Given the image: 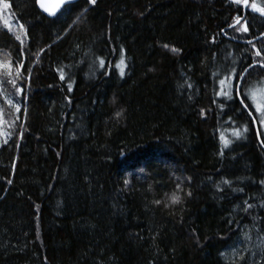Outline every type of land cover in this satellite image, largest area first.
I'll list each match as a JSON object with an SVG mask.
<instances>
[{
    "label": "trees",
    "instance_id": "16d2710c",
    "mask_svg": "<svg viewBox=\"0 0 264 264\" xmlns=\"http://www.w3.org/2000/svg\"><path fill=\"white\" fill-rule=\"evenodd\" d=\"M0 2L24 25L17 40L0 17V61H24L26 97H11L15 112L0 83V264H247L228 252L241 231L264 264V135L233 137L244 118L214 95L260 59L264 17L247 9L237 32L232 0H77L55 16L37 0ZM177 183L181 204L153 203Z\"/></svg>",
    "mask_w": 264,
    "mask_h": 264
},
{
    "label": "snow or ice",
    "instance_id": "6c2138e0",
    "mask_svg": "<svg viewBox=\"0 0 264 264\" xmlns=\"http://www.w3.org/2000/svg\"><path fill=\"white\" fill-rule=\"evenodd\" d=\"M87 4L94 5L96 3V0H86ZM235 4H241L243 3L246 6H250L253 12L259 13L261 17H264V6H261L256 2V0H251V3L249 4V0H232ZM37 4L39 7L46 12L49 16L55 15L57 13V10L60 9L62 6L70 7L72 5V0H52L51 3H46L45 0H37ZM9 5L7 3L3 4V8L7 9ZM75 23V21H74ZM20 32L24 33V25L20 24ZM71 27V25L69 26ZM229 27H234L237 32L243 31L248 32L249 27L246 23L241 21V17L236 16L233 18V23L229 25ZM261 36H264V33H261ZM17 40H20L21 37L19 35L16 36ZM249 44H252V41H248ZM165 48H168L169 46L167 44L164 45ZM252 48L254 51L255 57H259L260 59H253L252 63L248 64L247 67L243 68L242 71L238 70L235 67H232L230 71H228L224 78H218V84L220 86V90L216 91L214 93L215 96L223 97L225 101H231V105L229 107H233L235 109V112L240 113L241 116L244 118L243 123H239L237 127L233 128L232 136L236 139H240L243 137L244 133H247L253 126H259L261 129H264V75H261L262 72H264V56H262V52H264V49H256V46L252 44ZM173 53H179L180 49L178 48H171L170 49ZM41 52L43 49L40 50ZM124 50L121 49V52ZM39 55V53H37ZM231 55V53H229ZM96 61L98 62L99 67L105 66V60L97 56ZM24 68V61L19 60L17 58L16 62L14 63L12 58H7L5 60L0 61V73L3 74L5 80L0 81V83H10L14 87V92L9 94L8 98L5 99V103L12 106L15 112H21L22 106L20 102H14V100L11 98L13 96H20L22 99L26 98L24 96V89L18 85V81L25 79L22 69ZM116 68L119 69V73L121 76L124 75V69H125V60L123 56H121L120 60L116 63ZM28 77L27 79L30 80L31 78V69H28ZM59 76L61 80L65 79V71L63 68H60L59 70ZM255 73V75L258 77V79L255 80H249V77H251ZM107 74V73H105ZM95 75V73H93ZM213 75H217V73H213ZM238 77L235 81H233V76ZM187 84L188 82L185 81ZM191 87V85H188ZM68 89H72L71 83L68 84ZM191 99V97H189ZM213 103H216V101H213ZM219 109H224L225 104L223 102L219 103L218 105ZM26 111V109H24ZM200 115L203 117L205 115V110H200ZM116 117L121 116V112L115 113ZM232 119V117H230ZM20 127H23V125H20ZM10 135V133H9ZM22 135V134H21ZM221 144L224 148H227L229 144L231 143L230 140L225 138L223 135L220 136ZM4 144L8 143V140L5 139L3 141ZM11 183V181H9ZM127 183V181H125ZM222 184L224 185H230L231 181L227 179L221 180ZM262 185H264V180L260 181ZM180 188L181 185L179 183L176 184V190L173 191L171 194H165L166 200H154L153 203L156 205H160L163 203V207L168 208L170 206H174L177 204H181L183 202V197L180 195ZM217 190H220L219 183L217 184ZM233 191H243V189H232ZM187 196H190L191 193H186ZM264 206V204H262ZM254 205L248 203L247 201H244L242 211L248 212L251 208H253ZM258 217H253V221L258 220ZM231 223V221H229ZM253 227H255V223L253 224ZM251 239L249 232L247 231H241L240 233V244L242 245L241 248H238L234 246L231 250V254L237 256V259L241 262L244 261L245 257L243 256V252L248 250L247 242ZM260 239V246H264V236H259ZM225 252H221V257H226ZM235 264V262H233ZM256 264H259V262H256Z\"/></svg>",
    "mask_w": 264,
    "mask_h": 264
},
{
    "label": "rangeland",
    "instance_id": "374dc122",
    "mask_svg": "<svg viewBox=\"0 0 264 264\" xmlns=\"http://www.w3.org/2000/svg\"><path fill=\"white\" fill-rule=\"evenodd\" d=\"M256 2L258 3V4H260L261 5V2H262V0H256ZM251 3V0H250V2H249V4ZM3 2H0V17L3 19V22L11 29V30H13V32L15 33L16 31L19 33V36L22 34L21 32H20V27H19V25H16V24H12V20H11V18H10V15H9V8H7V9H4L3 8ZM248 10H252L251 9V7L250 6H248ZM241 32H243V31H241ZM125 60V59H124ZM119 70V69H118ZM124 72H125V69H124ZM120 74V73H119ZM233 81H235L234 80V77H233ZM261 129V128H260ZM261 132H262V134L264 135V129H261ZM249 232V231H248ZM249 234H250V237H251V239L247 242V247H248V250L247 251H244L243 252V255H245L247 252H248V256H249V258H248V263L247 264H253L254 263V256H255V250L257 249V247H258V243H257V240H256V238L249 232ZM238 248H241L242 247V245L240 244V240H239V242H238V246H237ZM232 248L233 247H231L230 249H228V252H230L231 253V250H232ZM231 256H233V258L235 259V258H237V256H235V255H232L231 254Z\"/></svg>",
    "mask_w": 264,
    "mask_h": 264
},
{
    "label": "water",
    "instance_id": "95a60500",
    "mask_svg": "<svg viewBox=\"0 0 264 264\" xmlns=\"http://www.w3.org/2000/svg\"><path fill=\"white\" fill-rule=\"evenodd\" d=\"M75 1H77V0H72V3L73 2H75ZM250 1V0H249ZM45 2L46 3H51L52 2V0H45ZM38 7H39V5H38ZM64 6H62L60 9H58L57 10V13L56 14H58L59 13V11L63 8ZM39 9L43 12V13H45L46 15H48L46 12H44L40 7H39ZM242 9H243V16L241 17V21L245 18V13H246V11H247V9H248V6H246V5H244L243 3H242ZM55 14V15H56ZM55 15H52V16H55ZM49 16V15H48ZM234 40H236V41H239V42H246V43H248V41H253V40H237V39H234ZM255 127V129H256V133H257V136H258V140H259V142H260V144L262 143L261 142V139H260V131H259V127H258V125L257 126H254Z\"/></svg>",
    "mask_w": 264,
    "mask_h": 264
}]
</instances>
